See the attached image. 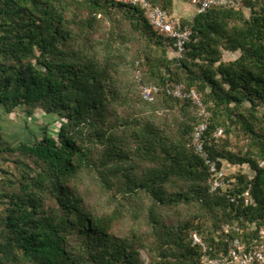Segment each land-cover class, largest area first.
<instances>
[{"label": "trees", "instance_id": "1", "mask_svg": "<svg viewBox=\"0 0 264 264\" xmlns=\"http://www.w3.org/2000/svg\"><path fill=\"white\" fill-rule=\"evenodd\" d=\"M195 12L176 56L120 0H0V113L61 122L19 143L0 123V264H206L193 232L211 257L264 244V0ZM167 83L202 95L207 158L204 114ZM210 162L240 167L230 187L211 190Z\"/></svg>", "mask_w": 264, "mask_h": 264}, {"label": "built area", "instance_id": "2", "mask_svg": "<svg viewBox=\"0 0 264 264\" xmlns=\"http://www.w3.org/2000/svg\"><path fill=\"white\" fill-rule=\"evenodd\" d=\"M124 3L137 6L142 9L144 15L147 17L149 22L175 40L174 54L181 56L184 51L185 44L190 39L191 30L188 26H180L179 18L174 14L169 13L159 5H155L150 0H120ZM242 0H191V3L195 6L198 13L204 12L214 6H227V7H239ZM165 90L168 94L181 98L189 99L195 105H197L204 119L201 120L194 129L193 140L196 150L206 158L208 153L205 149L204 132L208 128V117L210 113L207 111L202 95L195 89L188 90L184 83H167ZM161 91V87L156 84L144 85L142 87V95L144 99L148 101H154ZM222 129H219L217 135H221ZM211 163L212 179H211V190L217 191L219 189H226L231 186V180L226 179L225 168L218 169L216 163ZM264 165V161L262 162ZM249 202V198L246 199ZM228 231V225L225 227ZM261 236L264 238V228L260 231ZM193 243L202 246L204 254L202 256L203 262L206 264H220L224 261L234 262L237 264H264V244L258 247L246 248L245 244L237 237L231 242V250L227 254H223L221 257H211L207 254V245L202 237L196 233H192ZM257 242V240H255Z\"/></svg>", "mask_w": 264, "mask_h": 264}, {"label": "rangeland", "instance_id": "3", "mask_svg": "<svg viewBox=\"0 0 264 264\" xmlns=\"http://www.w3.org/2000/svg\"><path fill=\"white\" fill-rule=\"evenodd\" d=\"M175 10L176 15L180 18L191 19L196 13V8L191 3V0H176ZM238 55L239 53L227 52L225 53V58L234 59ZM0 123L3 125L8 138L13 143H19L21 141H34L36 138H41L45 128L51 133H56L61 122L57 120L55 115L47 114L42 109H37L34 115H30L25 107H20L13 113L1 110ZM225 163L226 172L229 174L240 169L237 165ZM243 170L250 171L247 167H244Z\"/></svg>", "mask_w": 264, "mask_h": 264}, {"label": "crops", "instance_id": "4", "mask_svg": "<svg viewBox=\"0 0 264 264\" xmlns=\"http://www.w3.org/2000/svg\"><path fill=\"white\" fill-rule=\"evenodd\" d=\"M175 8H176V6H175ZM175 11H176V10H175ZM175 11H174V15L177 16ZM177 17H178V16H177ZM178 18H180V17H178Z\"/></svg>", "mask_w": 264, "mask_h": 264}]
</instances>
